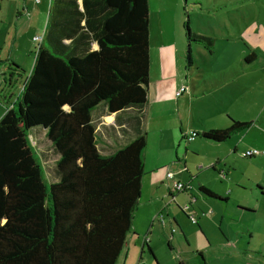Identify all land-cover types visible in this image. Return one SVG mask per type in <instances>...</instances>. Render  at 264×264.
<instances>
[{"label": "trees", "instance_id": "trees-1", "mask_svg": "<svg viewBox=\"0 0 264 264\" xmlns=\"http://www.w3.org/2000/svg\"><path fill=\"white\" fill-rule=\"evenodd\" d=\"M186 29L190 65L189 43L211 51L214 39L191 32L188 21ZM148 79V0H50L31 71L0 116V264L117 263L141 194L147 138L139 128L103 153L92 112L142 107ZM248 125L233 120L200 136L223 142ZM30 131L56 155L46 165L52 176Z\"/></svg>", "mask_w": 264, "mask_h": 264}, {"label": "rangeland", "instance_id": "rangeland-1", "mask_svg": "<svg viewBox=\"0 0 264 264\" xmlns=\"http://www.w3.org/2000/svg\"><path fill=\"white\" fill-rule=\"evenodd\" d=\"M34 1L37 4L34 9L28 6L30 16L25 14L20 16L23 19L32 18L33 23L28 27L27 22L20 21L17 14L23 8V0H0V71L5 68L7 77L6 84L0 74L3 111L15 101L31 71L39 44L34 38L44 33L48 18V12L44 11L43 7L46 0ZM148 1L149 49L153 58L163 47L166 50L165 45L173 40V36L180 35L182 44L184 41L185 51L183 65L185 68L190 66L186 60L188 47L186 21L191 32L205 36L214 35L217 38L218 41L214 42L211 50L226 51L224 58L221 53L216 54L215 63L210 57V50L199 44L189 43L194 60L193 79L200 81L201 85H204L203 76L207 77L209 73L199 75L211 68L223 65L236 66V63L231 62L233 58L238 57L242 47L245 51L250 48L256 53L257 57L248 69L241 71L237 68L230 71L239 72V79L244 82L242 106L245 114L250 115H245L246 121L242 122L249 125L242 128L238 134L229 135L222 144L223 148L225 146L230 150L236 148L226 167L218 171L216 169L201 171L198 165L195 167L190 163L192 159L188 160L187 165H191L189 172L197 176L200 182L219 192L221 199L206 197L201 199L202 197L198 196L197 182L191 183L192 189L188 193H176L171 181L164 179L163 182L158 180L151 182L146 174L144 189L138 199L132 228L127 236V244L117 264L122 263L128 246L130 258L132 243L135 241L139 248L144 238L149 245L151 244L150 248L157 256L158 264H264V155L245 156L246 151L252 149L264 150V0ZM226 38L229 41H222ZM248 54L250 51L244 56ZM239 60L242 61L240 57ZM14 65L18 66V69L13 68ZM10 71H13L12 76ZM10 79L12 80L9 83ZM9 92L11 95H8ZM96 115L97 112L94 114L93 122L98 126ZM37 129L41 131V128ZM28 133L31 144L34 141V147L41 156L45 173L52 176L51 169L46 165L53 167L56 159L54 151L41 133L37 135L39 144L35 143L33 132ZM203 145L207 151L213 144L205 141ZM99 148L104 151L106 149L101 144ZM198 159L200 157H194V160ZM47 179L50 181L48 177ZM168 189L173 194L172 198L167 195ZM186 205H189L187 213L194 215L195 219L197 216L194 210L199 214L200 218L197 219L199 225L193 224L185 216L186 211L183 209ZM178 218L179 227L172 221ZM199 227L205 231L204 234ZM194 231L201 232L199 238L195 237V244L210 245L204 248L202 253L194 249L193 245L187 246L188 242L181 233L188 234L190 242L194 243ZM150 256L145 246L140 262L156 264ZM137 257L135 254L134 264L138 262ZM133 258L131 257V261Z\"/></svg>", "mask_w": 264, "mask_h": 264}, {"label": "crops", "instance_id": "crops-1", "mask_svg": "<svg viewBox=\"0 0 264 264\" xmlns=\"http://www.w3.org/2000/svg\"><path fill=\"white\" fill-rule=\"evenodd\" d=\"M34 2V0H23V8L20 12H17L19 18L24 14L30 16L28 6L34 9L37 5L36 2ZM49 5L50 0H46L43 6L44 11H49ZM27 18L28 19L20 18V21L25 20L28 27H30L33 20L30 17ZM209 37L213 38L214 42L218 41L214 35ZM240 40L243 41V39ZM222 41L225 42L229 40L226 38L222 39ZM183 45L184 41L182 44L180 35H176V37L173 36L172 41H169L165 45L166 50L163 47L155 54L154 58L149 49V79L146 88V102L142 107H129L124 111L109 113L105 105L100 104L92 112V120L94 114L97 112L96 120H98V126H96V131L101 138L100 144L106 149L104 151L102 148H99L100 144L98 148L103 153H107L113 150L115 146L125 143L139 128L146 132L147 145L144 151V174L141 181V193L144 189V181L146 180L145 177L147 174L148 180L151 182L153 180L163 182L164 179L171 182L176 179V181L187 182L190 185L192 182H197L198 196L202 197L201 199L204 197L215 198L203 193L200 187L208 188L217 197L220 196V193L207 186L204 182H200L197 176L195 177L191 171L189 172L191 165H187V163L188 160L192 159L190 163L194 164L195 167L198 165L201 171L210 169H216V171H218L229 164V158H231L232 152L234 153L236 148L233 150L228 149L229 147L227 146L223 148L222 144L226 142V140L223 142H213L204 139L200 134L210 129L227 128L233 120L239 122L246 121L245 115L248 116L250 113L245 114L242 106L245 91L244 82L241 78L239 79V72L231 73L230 71H235L237 68H240L241 71H245L257 56L250 48L245 51L244 47H242L238 52V57L233 58L234 60L231 62V64L236 63V66L223 65L211 68V70L199 75L203 76L209 73L207 77L203 76L204 85H201L200 81L193 79L194 74L192 67L194 60L192 54L190 66L185 68L183 65L185 58ZM96 47V44L92 45L93 49ZM247 51H250V54H254L250 62L245 61V58L250 55L244 56ZM225 52V50L223 52L211 50L209 54L216 63L217 59H214L216 58V54L221 53L224 58L226 55ZM239 57L242 60L241 62ZM227 59H229V56ZM186 70L188 76L185 74ZM10 73L12 76L13 71H10ZM0 74H2L3 82L7 84L5 68L0 71ZM11 80L12 79L8 80V82L10 83ZM181 86H187V89L176 96L175 93ZM8 95H11V92H9ZM5 99L7 101V98ZM1 103L2 100L0 98V115L4 112ZM13 103L9 105L8 100L9 107ZM100 126L102 127L100 128ZM192 132L196 133V135L188 139ZM239 132L233 134H238ZM205 141L213 144L207 151L204 149L203 145ZM194 157H200V159L196 161ZM175 164H178V166ZM167 172H174L173 179H168L166 177ZM188 191H177L176 193H188ZM169 194H171L170 189H168L167 193L170 197ZM194 198L196 201V197ZM194 214L197 216V219L200 218L195 210ZM185 216L187 215L185 214ZM197 219L193 224L199 225ZM172 221L179 227V218L173 219ZM201 231H203V234L205 233L204 230ZM181 233L188 242L187 246L193 245L194 249H198L201 253L204 248L210 247V245L195 244V237L199 238L201 232L194 231V243L190 242L188 234H185V232ZM173 237L171 238L173 239ZM134 242L131 245V257L133 258L134 255L133 260L131 261V257L129 258L130 248L128 246L121 264H127L128 261L129 264H134L135 254L138 256L137 264H143L140 261L145 246L147 247L149 255H151V259L158 264L159 260L151 250L150 247L152 246L151 244L149 245L148 241L147 244H143V239L139 248Z\"/></svg>", "mask_w": 264, "mask_h": 264}, {"label": "built area", "instance_id": "built-area-1", "mask_svg": "<svg viewBox=\"0 0 264 264\" xmlns=\"http://www.w3.org/2000/svg\"><path fill=\"white\" fill-rule=\"evenodd\" d=\"M42 38H43V35H40V36H36L34 39L36 41H38V43L40 44L41 41H42ZM186 89H187V86H181L179 88V90L175 93L176 96L180 95ZM194 136H195V133L192 132L191 135H190V137L188 139H191ZM255 155H264V150L252 149V150L246 151V153H245V156H249V157L255 156ZM166 177L168 179H173L174 174L172 172H167L166 173ZM172 183H173V190L175 192H177V191H188V190L191 189V185L188 184V183L185 184V183H182L180 181H172ZM188 208H189V205H186L183 210L186 211V209H188ZM187 216L191 220L192 223H195L196 222V219H195L194 215H190L189 213H187ZM144 240H146V238H144Z\"/></svg>", "mask_w": 264, "mask_h": 264}, {"label": "flooded vegetation", "instance_id": "flooded-vegetation-1", "mask_svg": "<svg viewBox=\"0 0 264 264\" xmlns=\"http://www.w3.org/2000/svg\"><path fill=\"white\" fill-rule=\"evenodd\" d=\"M186 214H187V211H186Z\"/></svg>", "mask_w": 264, "mask_h": 264}, {"label": "water", "instance_id": "water-1", "mask_svg": "<svg viewBox=\"0 0 264 264\" xmlns=\"http://www.w3.org/2000/svg\"><path fill=\"white\" fill-rule=\"evenodd\" d=\"M188 217V216H187Z\"/></svg>", "mask_w": 264, "mask_h": 264}]
</instances>
